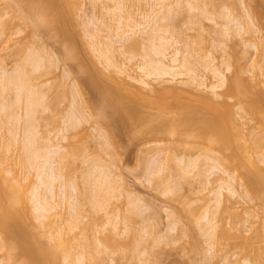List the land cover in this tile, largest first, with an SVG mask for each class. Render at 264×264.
I'll list each match as a JSON object with an SVG mask.
<instances>
[{"label":"rangeland","instance_id":"374dc122","mask_svg":"<svg viewBox=\"0 0 264 264\" xmlns=\"http://www.w3.org/2000/svg\"><path fill=\"white\" fill-rule=\"evenodd\" d=\"M19 1L0 0V66L8 75L20 74L26 87L35 86L32 94L35 103L33 111L28 112L32 114L29 118L23 114L26 112L23 111L25 101L23 98L19 100L21 102L14 101L11 86L0 91V106L5 104V109L0 111V170L3 178L14 183L10 182V185L14 186L11 190L16 197L23 195L26 198L27 210L23 214L30 216L24 217L22 220H27L17 222L13 228L16 229L15 236H18L15 240L28 239L26 242L32 246L28 231L33 229L36 232L42 248L46 246L55 254L54 260L48 257L38 264H78L76 259L80 255L83 264H242L243 259L251 264H264V205L259 197H253L255 194L245 193L238 183H235L238 186L235 185L236 195L222 192L221 204L213 217L216 230L212 233L214 244H211V231L207 224L211 214L205 217V212H216L211 192L216 182L208 185L203 182L208 174L201 176L198 173H206L207 166L211 165L210 161L205 162L208 158L217 161L221 171L224 169L234 175L244 172L241 169L238 172L232 164L231 145L228 150H220V146L218 150L212 134L211 139L210 133L199 134L202 120L216 119L218 110L205 107L201 94L175 93L173 90L170 92L171 89L167 90L168 93L166 89L162 92L150 81L155 89L142 92V95L139 93L141 97L121 91L122 96L140 107L148 121L147 130L150 132L140 134L138 130H131L123 114L124 121H121L120 112L109 98L106 102L101 92L103 81L105 85L110 82L95 74L97 69L103 71L105 68L102 59L109 55L117 65L126 64L135 69L133 75L141 74L135 65H142L148 59L144 56L149 50L151 53L152 47L147 37L153 38L154 35L149 32L145 35L131 34L129 40L120 39V45L115 35L117 18L106 11L111 9L110 0H54L50 12H46L50 13L49 16H44V13L38 23L33 20L36 17L28 7L33 1L29 4L27 1L24 3L25 0ZM169 4H172L171 10L166 7ZM123 5L124 14L135 16L136 20L142 15H156V25L169 31L164 36L173 34L179 40L180 59L192 55L190 59L195 74L201 75L197 58L208 53L216 59L215 65L228 67L224 86L218 93L227 102L231 113L241 116L242 120L237 122L242 127L241 135L245 137L241 138L244 139L245 150L259 167L264 168V112L259 116L250 110H237L240 101L249 98L246 93L251 90L247 95L252 94L251 82L256 84L258 81V89H254L258 90L257 94H261L264 102V0H123ZM24 6L26 11L23 9V12ZM234 21L249 24L251 31L247 34L243 27L237 30ZM228 23L230 30L227 34L222 28ZM91 36H96L100 45L103 42L101 49L108 45V54L107 48L102 50L106 52L103 58L96 57V52L90 48ZM253 42L258 46L256 51L249 46ZM154 44L158 43L154 41ZM69 50L71 55L74 53L73 58L66 56ZM152 53L148 57H154ZM33 60L38 61V70L32 69ZM94 64L96 69L93 67V70L91 66ZM31 70L35 72L30 73ZM105 73L108 74L107 71ZM236 77L241 79V92L245 93L242 99L234 95L231 88L228 89ZM99 81L100 86L97 84ZM110 86H115L112 80ZM153 102L162 105L154 106ZM12 105L14 107H10ZM70 115L80 120L68 127L66 117L69 119ZM157 116L175 119V122L178 120L176 125L179 128L174 129L173 134L152 131L151 127L158 125ZM26 123L34 133L30 136L34 137L31 141L35 145L31 149L41 151L42 148L44 152L45 148L53 146L55 149L54 146L58 145L56 150L59 152L53 155V160L55 173L62 179L53 184L50 203L54 208L48 214L50 217L42 221L43 224L36 220L29 200L30 191L38 180L36 168L30 167L26 161L27 153L22 149L25 144L22 130H26ZM188 162L198 169L192 170ZM220 176L223 175L219 172L209 176V181ZM59 185L70 195L65 193L61 197ZM41 194L44 195L43 192ZM250 214L251 218L247 216ZM72 216H77L76 221L71 219ZM38 245L35 243L30 247L34 252L33 256L30 253L31 259L21 258L29 262L42 259L38 257ZM14 254L9 246H4L0 249V264H20L23 259L19 260L20 255L17 259V254Z\"/></svg>","mask_w":264,"mask_h":264},{"label":"bare ground","instance_id":"6f19581e","mask_svg":"<svg viewBox=\"0 0 264 264\" xmlns=\"http://www.w3.org/2000/svg\"><path fill=\"white\" fill-rule=\"evenodd\" d=\"M26 1L28 2V4L32 3L30 1H33V3L35 4V6H32V4H33L32 3L31 6L29 5L28 7H30V10L34 14V17H36V18H33V20H36V22L40 21V18H41V16L44 13H46L47 11L50 12L52 4L55 3L54 0H25L24 3H26ZM156 1L157 0H155V2ZM160 1H162V0H160ZM110 3L112 4L111 9H107L106 11H108L111 14V16L117 18V21H116L117 26H116V31H115L116 34L115 35L119 38L118 42L120 41V39H123V40H127L128 39L129 40V38H130L129 35L131 36V34L137 33V34L145 35L148 32H149V34L152 33L150 35L151 36L154 35V37L153 38L152 37H147V38L149 39L148 40L149 44L151 43L150 44L151 47H152L151 53L153 52L152 54L156 58L153 59L154 57H152V58L148 57L149 56L148 54H151V53H148L150 50L149 51L147 50L148 51V52L146 51L147 55L145 53L144 57H146L148 59L143 57V59H146L145 63L143 62L142 65L140 64L138 66L135 65L136 68L138 69V71L141 74L133 75L132 73L135 72V69H133L131 66L129 67V65L126 66V64L117 65L115 62H113L108 57L109 55L108 56L105 55L106 52H107V54L109 52L108 45H107V47H106V45H104L105 47L103 46V49L107 48L105 50L106 52L102 51L103 49H101L102 48L101 45H102L103 42L100 45V43L97 41L96 36L95 37L91 36L90 37L91 38L90 42H92L91 43L92 45L91 44L90 45L92 47H90V48L94 49V52H96V54H97L96 57L98 56V57L101 58L102 56L103 57L106 56V57H104L105 60H103L104 58L102 57L103 58L102 62L104 61V67H105L104 70L107 71V73L109 75L106 74L104 70H103L104 71L103 72L101 69L100 70L97 69L95 71V74H98L96 76H98V77L100 76L104 80H106V78H107V80L108 79L110 80V82L108 83L109 85H105L106 83L104 84L103 80H100L101 82L103 81L102 84L100 83V81L97 83V84L100 83L102 85L101 86V92L105 96L106 102H107V98H109L110 101L112 102L113 106L118 110V111L117 110L116 111L120 112L119 116H121V114H123L124 119L126 120L128 125H130L132 127L131 130H133L134 132H136L138 130L140 134L141 133L144 134V133L150 132V129H149V131L147 130L148 129V126H147L148 125L147 124L148 121H147V119L140 112V107L137 104H135L133 101H131L130 99L126 98L125 96H122L121 95L122 94L121 91H123V90L127 91V92H129L128 94L133 95V97H135L137 95L139 97H141L140 95H142V92H151V91H153L155 89V86H153L152 83L150 82V81H153L154 82L153 84H155L158 87L159 91L163 90L162 92H165V89H166V92L168 93V91L171 89L170 92L173 90L174 92L176 91L175 93H177V91H178V93H181L180 91H184V92H187V93L191 92L189 94H193V93L201 94L202 95L201 99H202V102H203L204 106L207 107V108H212V107L216 108L218 110V115H215L216 119L214 117H212L213 119L210 118V120H208L209 118L206 121H205V119L202 120L201 126H200V123H199V126H200V131L198 130L200 132L199 134H203V132L210 133V134H208L210 136V139H211V136L213 135L214 138L212 137V139H214L213 141H215V143H217V145H218L216 149H218L219 146L221 147V148H219L220 150H222V148L223 149L224 148L227 149L231 145L230 146V150L231 151L233 150L232 151L233 154L231 156H233L232 164L233 163L235 164V165L233 164L234 168H237L238 172H239L240 169L244 170V172L240 171L239 173H237V175H234L233 173H229L227 170H224V169L221 171L220 170V164L217 161H215L213 159L211 160L210 158L205 160V162L210 161L211 165L207 166L208 168L206 169L207 171H205L206 173H204L202 171L203 174H201L202 173L201 172V173H198V175L200 174L202 176L204 174L205 175L208 174V175H206V178H205L206 181L205 180L203 181V182H205L207 184L208 183L213 184L214 182H216V187L211 191L212 195L214 197V200H213L214 201L213 202L214 203V205H213L214 207H213V209L216 210V208H218L219 204H221L220 200H222L221 196H223V194H222L223 191L228 193V194H230V195H236V193H238V190L236 189L238 186L240 188L242 187V189L245 190V193H247V194L248 193L251 194V195L255 194V195H253V197L254 196H257V198L259 197L258 199H260L262 201L263 205H264V168L259 167L256 164L255 160L251 157V155L248 152H246V150H245L246 147L244 146V144H245L244 141H243L244 139L243 140L241 139L242 137L243 138H245V137L242 136L243 134L241 135V132L243 133V131L241 130L242 127L240 128L241 125H239V122H237L239 119H241V116L239 115V113H235L233 115L231 113V111H230V107L227 105V102L225 100H223L221 98V96H220V93H218L219 90H221L223 88V86H224V83H225V72L228 69V67L226 66L225 68H223V67L219 66L221 64H219V65L216 64L215 65L214 62H216L215 61L216 59L213 57V55L211 53H208V54H206V55H204L202 57H198L199 59L197 58V60H198L197 64H198V67L201 69V75H199L198 73L195 74L194 72H196V71L193 68V62H191V59H190V58H192V55H191V57H189L190 56L189 55L188 56L189 58H185L184 57L182 59V57H181L182 60L180 59V51H179L180 49H178V46L180 45L179 40L177 39L176 36L173 37V34H169L168 37L164 36L169 31L166 30V29H162L160 26L156 25V22H157L156 21L157 20L156 15H154V14H153V16H151L152 14L150 16L149 15L148 16L147 15H144V16L142 15V16H140V18L138 17L139 20H136L135 16H134V18H135L134 19L133 17L128 15V13L127 14L125 13L126 15L124 14L125 6L123 5V0H110ZM62 4H63V2H62ZM171 5L172 4H169V5L166 6L168 8V10L171 8ZM25 8L26 7L24 6L21 10L23 11V9H25ZM55 10L56 9H54V11ZM71 10L72 9H70V11ZM164 10H166V9H164ZM25 11H26V9H25ZM70 11L68 10V12H70ZM125 11H127V10L125 9ZM71 13H70V16H71ZM152 13H153V11H152ZM25 14H27V13H24V15ZM49 14L50 13H46L44 16H46V15L49 16ZM148 14H150V13H148ZM70 16H68V18ZM24 17H26V16H24ZM27 18H25V19H27ZM45 18H47V17H45ZM50 20H52V17L50 18ZM70 20L72 21L73 19H71V17H70ZM29 21H31V20H29ZM235 24H236L235 28L237 30H239L240 28L243 27L245 33L248 34V32L251 31V30H249V29H251V26L249 24H246V23L241 24V22H238V21H237V23L235 22ZM149 26H150V28H148ZM223 26H225V25H223ZM227 26H229V23H228V25L226 24V26L224 28H222V31L226 29V31H224V32H226V33L229 32L230 29H228ZM58 28L59 27H57V29ZM147 28H148V31H146ZM222 31H221V33H222ZM230 33H231V31H230ZM225 34H223V35H225ZM139 37H140V35H139ZM124 38H126V39H124ZM154 41H156L158 44H154ZM124 42H126V41H124ZM106 44H109V43H106ZM121 44L122 43L120 41V45ZM109 45H111V44H109ZM217 46H218V44H217ZM217 46H215V47H217ZM249 46L252 47L253 49H255L254 51H256L257 48H258L257 44H255L254 42L250 43ZM109 47L111 48V46H109ZM122 47H124V46L122 45ZM63 49L65 51L64 47H63ZM70 49H71V47H70ZM118 49H120V47ZM66 50H68V49H66ZM168 50H170V51H168ZM123 51H122V53L124 54ZM126 52H125V55H127ZM257 53H258V51H257ZM72 55L70 54V50L66 52V56L67 57H72ZM125 55H123V56H125ZM75 56L77 57V55H75ZM130 58H132V57H130ZM130 58H128L129 59L128 62H130ZM27 62H28V60H27ZM37 62H38L37 60L36 61H34V60L32 61L31 65H32V69L33 70H38L37 68H39V67H38ZM220 63H221V61H220ZM91 67L94 70L95 64H94V66L92 65ZM101 67L103 68V66H101ZM33 72H35V71H32L30 73H33ZM90 72H89V74H91ZM8 74H6V72L4 71V68L0 66V91H4L5 89L7 90V87L10 88V86H11L13 88V90H14L13 91L14 92V98H15L14 101L16 100L15 102H17V101H19L22 98H23V101H25V105H24L25 109L23 111H26L25 112L26 114L24 112H23V114L25 115V118H29V115H30L31 111H33L32 109L34 108L32 105H33V103H35V102H33L34 100L32 99V96H33L32 94L35 92V90H34L35 86L34 87H31V86L28 87L27 86L26 87L25 83L23 82V78H21L20 74H18V73L17 74L11 73V75L13 74L12 76L8 75ZM27 77H28V75H27ZM30 78H32V76H30ZM237 78L238 77H236L234 82L233 81L231 82V84L229 85L230 87L228 89L231 88L232 92H234V95L237 94L236 96H239V97L241 96V99H242V96L245 97V93H244V91L241 92L242 91L241 88H243L241 86V79L239 78L240 80L238 79L239 80L238 81ZM25 80H27V79L25 78ZM98 80H99V78H98ZM111 80L114 82L115 86H110ZM251 83H252L251 84V86H252V94H250V96H248L249 92H251V90L246 93V97L247 98L249 97V98L246 101L245 100L244 101H240L241 103H240L239 107H237V110L239 112L241 110H242L241 112H243L244 109H245V112L250 110V112L251 111L255 112L256 114H258L260 116V114H263L262 112H264L263 111L264 110V102L261 100L262 99V97L260 96L261 94L258 95L259 92L257 94L258 90L256 91V89H254V88H257L256 84H258V81L256 82V84H253L255 82H251ZM100 84H99V86H100ZM93 85H94V83H93ZM99 86H97L98 89H99ZM249 89H251L250 86H249ZM246 91H248V89ZM99 92H100V90H99ZM139 93H140V95H139ZM74 95H75V93H74ZM130 95H129V97H130ZM104 96H102V97L104 98ZM258 96H260L261 98H259ZM103 101H105V100H103ZM19 102H21V101H19ZM111 102H109V104ZM103 103H105V102H103ZM153 104H154V102H153ZM153 104L151 103V105H153ZM159 104H160V106H159ZM159 104L158 103H157V105L154 104V106L161 107L162 104L161 103H159ZM3 105H5V104H1L0 111L1 110L3 111L5 109V107H3ZM13 105L10 106V107H14ZM34 106H35V104H34ZM12 111L13 110H11V112ZM113 111H114V109H113ZM28 112H30V113H28ZM3 113H1L2 116H4ZM7 113H5V114H7ZM69 113H68V115H69ZM79 113H81V112H79ZM8 114H10V113H8ZM11 114H13V113H11ZM9 116L7 115V117H9ZM12 116H14V115H12ZM123 116H121V121H124ZM17 117L19 118L18 115H17ZM9 118H11V117H9ZM67 118L68 117H66V123H67V120H68V124H69L68 127L73 125L72 122H75L76 120L77 121L80 120L79 118L75 117L74 115H70L69 119H67ZM235 118H237V120H235ZM3 119H5V118H3ZM156 119H157L156 122L158 123V125L156 127H154V128L151 127V130L154 131V132H158V133L161 132L162 134H163V132H165L167 134L168 133L169 134H173V133H175V132H173V130L177 129V127L179 128V126L176 125V124L179 123V122L176 123L178 120L175 122L174 121L175 119L172 120V119H169V118H165L163 116H157ZM263 119H264V115H263ZM26 120H28V119H26ZM26 120H23V121H25V122L29 121L28 123H31L30 120H28V121H26ZM17 121H18V119H17ZM20 121H21V117H20ZM4 122L7 124L8 121H4ZM11 122H12V120H11ZM190 124H191V122H190ZM190 124H189V126H190ZM10 125H8V126L11 127ZM22 125L23 126H27L28 125L25 128L26 130H24V131L22 130V133H25V134H23V136H24L23 140H25V142H24L25 144L23 143L25 150H24V148H22L23 151L24 152L26 151V153H27V156H26L27 160H26V158H25V160L28 161V164L31 165L30 167L32 169L36 168V172H37L36 177H37V180H38V183L34 184L35 186H33V188L30 191L29 200L31 201V206H32L31 209H32V211L35 214L36 220L38 219L37 221H39L40 224H43L44 220H47V218L50 217V216H48V214L54 208V206H52L51 203H50V199L52 198V194H53V190H54L53 189V184H55L56 181H61V179H62L61 178L62 176H59V175H57L55 173V167H54V165H55L54 163L55 162L53 160V158H54L53 155L55 156V155H57L56 153L59 152L58 149L56 150L58 145L56 144L57 146H54V148L56 147L55 149L52 148L53 146L52 147H47V145H46V147L48 149L45 148L46 150L44 152H43L44 149L39 147L43 153H41V151H39V150H38L39 152L36 151V148H35V150L31 149L32 146H35L33 144L34 141L33 140H32L33 142L31 141V138H34V137H30L31 135L34 134V133H32V127L30 129V125L29 124H27V125L22 124ZM13 126H12V128H13ZM28 127H29V129H28ZM66 127H67V124H66ZM13 130H14V128L12 129V132H13ZM30 133H32V134H30ZM131 133H133V132H131ZM138 134H135V135H138ZM176 134H178V133H176ZM10 135H11V131H10ZM10 137H12V136H10ZM199 137H200V135H199ZM10 139L11 138H9V141H10ZM21 143H22V141H21ZM21 146H23V145H21ZM59 149H60V147H59ZM230 150H229V152H230ZM226 151H224V152H226ZM60 153L58 155L59 157H61ZM23 156H24V154H23ZM59 163H60V161H59ZM205 164H207V163H205ZM188 165H189V162H188ZM191 165H189V166L192 167L191 168L192 170L198 169L195 166V164L191 163ZM33 166H35V167H33ZM263 166H264V164H263ZM27 167H29V165ZM161 170L163 171V169H160V171ZM190 172H192V171H190ZM218 172L221 173V175H223V176H220L218 179H214L213 181L212 180L209 181V176L215 175ZM3 177H4L3 173L0 170V249H2L4 246H9V249L11 248V250H13L14 253L17 254V256H16V254H14V256H16L17 259L19 257L18 255H20V257H19L20 259L19 260H21L23 258L25 259V257H27V258L30 257V259H31V254L30 253H32V256H33L34 252L30 251V247H32L33 244L36 243V245L40 244V246L38 245V247H37V248H39L38 257L41 256L42 259H39V261H38L37 260V256L35 254L37 262H34V261L31 262L32 260H30V259H29L30 260V262H29V261H27V259L26 260L23 259V260H21L20 264H38V262L40 263V260L46 261L48 257H49V260L50 259L52 260L54 253L52 251L49 252L50 250H47L45 248L46 246L43 247L44 249L42 248L43 245L41 246V242H39V239H37L38 235L36 234V232H34L33 229L31 231H33L36 235H34L33 232L28 231L29 235H30L29 238H30V240H32L31 241L32 244L30 243L32 246H30L28 244L29 241L26 242L28 239L26 241H21V240H19L20 238L18 239L19 241L15 240V238L16 237L18 238V236H15L14 231L16 229L14 230L13 228L14 227L16 228L17 222L26 221L27 219L26 220H22V219H24V217H26L27 215L29 216L28 213L25 216L24 215L25 213L23 212V211L26 212V210H27V209H25L26 208V198L23 195H20V196L16 197L17 195H15L14 191H13L14 190V186L10 185V182L12 184H14V183L12 182L11 179L8 182V180H6ZM12 179H14V177ZM98 181H99V179H98ZM233 183H234V185H233ZM235 183L236 184L238 183V186ZM107 184L109 185V183H107ZM5 185H7V186H5ZM63 185L65 186L66 183L65 184L63 183ZM99 185H102V184H99ZM235 185L237 187H235ZM4 186L7 187V189L8 188H10V189L7 190V189L4 188ZM59 186H60L59 190H61L60 193L62 192L61 193V195H62L61 197H64L65 193H67L68 191L65 189L67 191V192H65L64 190H62L64 187L62 186L63 188L61 189V185H59ZM117 188H118V186H117ZM11 189H13V190H11ZM109 189H111V188H109ZM109 189H108V191H109ZM41 192H43L44 195L41 194ZM247 194H245V195H247ZM67 195H70V194L67 193L66 196ZM215 213H217V210H216V212H213V213L211 211L205 212V217L207 216V214H208V216L211 214V216H210L211 219L208 218V221H207L208 227H209V229L211 231V237H212L211 238V241H212L211 244H214L213 243L214 241H213L212 233L216 230L215 229V223L216 222L215 223L213 222V217H215L214 216ZM22 215H24V216H22ZM51 216H53V215H51ZM247 216L248 217L250 216V218L252 217L251 214L247 215ZM75 217H77V216H75ZM75 217L72 216L71 219L76 221ZM28 218H30V216ZM24 239H26V238L24 237ZM211 247H212V245H210V249H211ZM54 256H55V254H54ZM21 257H23V258H21ZM50 257H52V258H50ZM82 258L83 257H81V255H80L76 259L78 264H83V259ZM41 264H43V263H41ZM242 264H251V263H249V261L243 259V263Z\"/></svg>","mask_w":264,"mask_h":264}]
</instances>
